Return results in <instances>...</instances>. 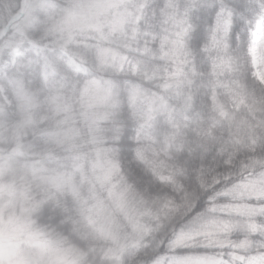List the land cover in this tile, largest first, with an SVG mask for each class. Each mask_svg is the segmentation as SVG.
I'll return each instance as SVG.
<instances>
[{"label": "trees", "instance_id": "16d2710c", "mask_svg": "<svg viewBox=\"0 0 264 264\" xmlns=\"http://www.w3.org/2000/svg\"><path fill=\"white\" fill-rule=\"evenodd\" d=\"M87 2L0 0V215L40 236L21 260L264 264V0L68 27Z\"/></svg>", "mask_w": 264, "mask_h": 264}, {"label": "rangeland", "instance_id": "374dc122", "mask_svg": "<svg viewBox=\"0 0 264 264\" xmlns=\"http://www.w3.org/2000/svg\"><path fill=\"white\" fill-rule=\"evenodd\" d=\"M88 1L84 8L79 12L73 13L67 23L68 27H91L94 28V22L98 20V17L108 15L112 7L117 8V4L121 0H86ZM110 16V15H109ZM106 18V16H105ZM108 18V17H107ZM109 22H113L114 18L109 19ZM93 26V27H92ZM264 34V21H259L256 25L254 32L252 33L249 53L252 59L253 76L264 87V68L260 63V57L256 53L257 43L263 37ZM17 48L11 47V54L17 55ZM1 173V167H0ZM0 192H2L0 188ZM40 236L37 233L29 231L25 226L16 222H5L0 215V264H30L21 260L19 255V249L23 246L25 248L38 245ZM200 264L204 261L207 264H217L216 260L206 261L205 259H197ZM196 263V262H195ZM53 264V263H50ZM55 264H58L55 262ZM174 264H186V262H175Z\"/></svg>", "mask_w": 264, "mask_h": 264}, {"label": "snow or ice", "instance_id": "6c2138e0", "mask_svg": "<svg viewBox=\"0 0 264 264\" xmlns=\"http://www.w3.org/2000/svg\"><path fill=\"white\" fill-rule=\"evenodd\" d=\"M222 7V6H221ZM219 15H220V10L218 9V11H217V16L219 17Z\"/></svg>", "mask_w": 264, "mask_h": 264}]
</instances>
